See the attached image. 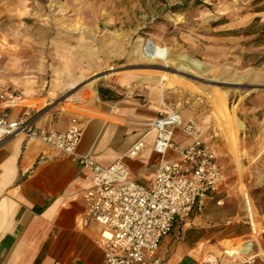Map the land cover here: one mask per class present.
I'll list each match as a JSON object with an SVG mask.
<instances>
[{"label":"rangeland","instance_id":"1","mask_svg":"<svg viewBox=\"0 0 264 264\" xmlns=\"http://www.w3.org/2000/svg\"><path fill=\"white\" fill-rule=\"evenodd\" d=\"M149 41L175 64L149 63L141 52ZM181 56L201 69L179 72ZM0 91L21 96L34 114L81 120L97 103L133 109L135 123L171 109L193 120L217 150L223 181L202 212L176 226L170 245L196 248L201 264L211 256L264 264V0H0ZM244 191L262 253L243 260L226 251L253 234Z\"/></svg>","mask_w":264,"mask_h":264},{"label":"crops","instance_id":"2","mask_svg":"<svg viewBox=\"0 0 264 264\" xmlns=\"http://www.w3.org/2000/svg\"><path fill=\"white\" fill-rule=\"evenodd\" d=\"M90 107L115 119L96 116L95 112L92 117L81 118L84 138L78 155L91 156L99 164L109 166L143 141L144 152L130 165L138 179H151L162 161L154 151L156 134L137 126L149 128L158 117L148 115L142 117L148 122L135 123L131 108L97 103ZM152 108V113L161 110L160 104ZM23 111L16 109L13 115ZM37 112L36 125L48 130L66 132L75 119L68 113ZM134 162L139 167L133 166ZM87 187L78 157L67 156L24 135L2 143L0 264H103L104 252L97 245L102 228L85 221ZM168 238L159 252L165 264H201L202 255L196 248L184 243L171 246Z\"/></svg>","mask_w":264,"mask_h":264},{"label":"built area","instance_id":"3","mask_svg":"<svg viewBox=\"0 0 264 264\" xmlns=\"http://www.w3.org/2000/svg\"><path fill=\"white\" fill-rule=\"evenodd\" d=\"M22 100L14 92L0 91V146L24 135L78 157L88 182L85 221L102 228L97 245L104 252L103 264H165L159 255L163 241L194 212H202L223 181L217 150L204 140L201 127L193 120L185 122L172 109L149 124L156 134L154 151L162 161L145 181L133 174L130 165L144 152L143 141L117 162L101 165L91 156L78 155L84 138L80 120L73 119L66 132L41 128L36 125L38 112L20 104ZM20 108L24 111L14 116ZM243 197L252 222L249 192L244 191Z\"/></svg>","mask_w":264,"mask_h":264},{"label":"bare ground","instance_id":"4","mask_svg":"<svg viewBox=\"0 0 264 264\" xmlns=\"http://www.w3.org/2000/svg\"><path fill=\"white\" fill-rule=\"evenodd\" d=\"M142 56L149 62V63H156V62H163L166 66H170L172 64H175L173 62V58L169 52V50L167 48H164L162 46H160L159 44L149 41L146 42L143 47H142ZM180 62L181 64L183 63L182 66H179V72L185 71V70H189L191 67H195L197 69H201L202 65L194 60L189 59L186 56H181L180 58ZM177 64V63H176ZM114 75V72H109L106 73L104 76V78H110ZM163 80L167 79L166 75H163ZM100 78H98L97 80H95L90 86V90L93 88V86L96 84V82L99 80ZM164 91H165V87L161 86L160 91H159V96L162 99L164 96ZM26 100H22L20 104L24 105V103L26 104ZM222 105H223V109H224V117H228L229 119V115H228V111H227V105H226V99L222 98L221 101ZM96 114V116H104L106 118H111V119H115L114 117L108 116V115H104L101 113H97L95 112L94 115ZM238 126V125H237ZM152 133H154L152 131ZM232 139L234 140L233 142H237V130L234 132L232 131ZM251 208V205H249ZM249 210V209H248ZM250 212H252V208L250 210ZM251 226H252V231L253 234L250 236V240L247 241H242L237 247L232 248L230 250H227L226 253L231 256V257H237L240 259H245L247 256H251L253 254H261L262 250L260 248H258V235L256 232V225L254 224V221L251 222ZM211 264H220V260L217 256H211L208 260Z\"/></svg>","mask_w":264,"mask_h":264}]
</instances>
